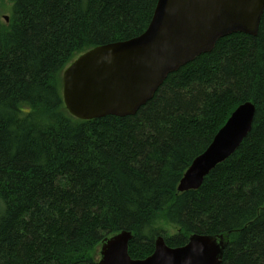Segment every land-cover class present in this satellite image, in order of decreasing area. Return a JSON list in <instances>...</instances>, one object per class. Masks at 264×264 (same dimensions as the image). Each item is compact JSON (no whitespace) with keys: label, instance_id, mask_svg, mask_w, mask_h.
<instances>
[{"label":"trees","instance_id":"1","mask_svg":"<svg viewBox=\"0 0 264 264\" xmlns=\"http://www.w3.org/2000/svg\"><path fill=\"white\" fill-rule=\"evenodd\" d=\"M156 3L14 0L9 22L0 18V264H97L101 242L121 231L133 260L158 236L178 248L202 234L228 235L222 264H264V12L255 37L218 40L134 116L81 121L65 109L62 72L140 36ZM246 102L255 114L238 149L178 193Z\"/></svg>","mask_w":264,"mask_h":264},{"label":"water","instance_id":"2","mask_svg":"<svg viewBox=\"0 0 264 264\" xmlns=\"http://www.w3.org/2000/svg\"><path fill=\"white\" fill-rule=\"evenodd\" d=\"M264 0H157L147 29L138 37L97 46L78 56L62 73V100L81 121L131 117L150 101L169 74L210 53L232 34L255 37ZM7 21V18H4ZM255 106L239 105L207 149L183 174L177 192L198 190L204 178L228 159L251 130ZM130 232L101 242L97 264H222L228 235L192 234L178 248L158 236L143 260L128 255Z\"/></svg>","mask_w":264,"mask_h":264},{"label":"rangeland","instance_id":"3","mask_svg":"<svg viewBox=\"0 0 264 264\" xmlns=\"http://www.w3.org/2000/svg\"><path fill=\"white\" fill-rule=\"evenodd\" d=\"M14 0H0V18H7L6 23L9 22V19L12 16V7H13ZM5 20V19H4ZM167 227L166 225H163ZM168 231L169 234L175 233V230L171 227L164 228Z\"/></svg>","mask_w":264,"mask_h":264},{"label":"bare ground","instance_id":"4","mask_svg":"<svg viewBox=\"0 0 264 264\" xmlns=\"http://www.w3.org/2000/svg\"><path fill=\"white\" fill-rule=\"evenodd\" d=\"M239 34H241V33H239ZM247 36H248V35H247ZM224 38H225V37H224ZM221 39H222V38H221ZM199 56H200V55H199ZM199 56H197V57H199ZM197 57H196V58H197ZM196 58H195V59H196ZM195 59H194V60H195ZM194 60H193V61H194ZM178 70H179V69H178ZM63 72H64V71H63ZM63 72H62V73H63ZM61 81H62V74H61ZM162 84H163V83H162ZM160 86H161V85H160ZM160 86H159V87H160ZM159 87H158V88H159ZM229 117H230V116H229ZM227 120H228V119H227ZM220 129H221V128H220ZM220 129H219V130H220ZM212 140H213V139H212ZM211 142H212V141H211ZM210 144H211V143H210Z\"/></svg>","mask_w":264,"mask_h":264}]
</instances>
